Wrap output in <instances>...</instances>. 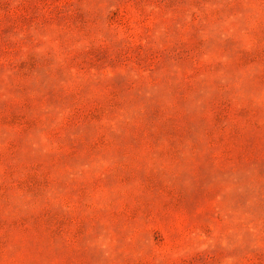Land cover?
Here are the masks:
<instances>
[{"label": "rangeland", "instance_id": "rangeland-1", "mask_svg": "<svg viewBox=\"0 0 264 264\" xmlns=\"http://www.w3.org/2000/svg\"><path fill=\"white\" fill-rule=\"evenodd\" d=\"M0 264H264V0H0Z\"/></svg>", "mask_w": 264, "mask_h": 264}]
</instances>
